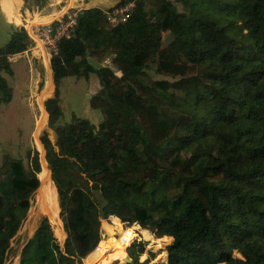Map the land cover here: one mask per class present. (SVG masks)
I'll return each mask as SVG.
<instances>
[{
	"label": "trees",
	"instance_id": "16d2710c",
	"mask_svg": "<svg viewBox=\"0 0 264 264\" xmlns=\"http://www.w3.org/2000/svg\"><path fill=\"white\" fill-rule=\"evenodd\" d=\"M21 1L1 0L10 23L21 24ZM52 1L50 15L68 4ZM75 1L81 19L50 62L46 112L56 140L43 138L67 237L61 248L43 219L19 264H83L90 253L88 263L104 264L99 247L109 240L110 259H122L134 240L126 264H148L138 260L144 243L133 225L172 239L166 261L155 264H264V0ZM132 1L126 23L108 31L97 6ZM23 26L0 48V68L9 71L30 45ZM96 49L113 54L119 71L94 70L100 87L89 106L103 119L58 126L59 83L87 78ZM6 88L0 77L9 102ZM34 153L29 170L14 159L0 168V264L17 231L12 214L26 216L40 185ZM73 171L88 193L68 177ZM109 217L118 238L101 240Z\"/></svg>",
	"mask_w": 264,
	"mask_h": 264
},
{
	"label": "rangeland",
	"instance_id": "374dc122",
	"mask_svg": "<svg viewBox=\"0 0 264 264\" xmlns=\"http://www.w3.org/2000/svg\"><path fill=\"white\" fill-rule=\"evenodd\" d=\"M21 2L22 4L17 10L20 14V18H22L24 8L30 11L31 9H34L39 18H42L43 13H47L46 11L51 8L52 4H54L52 0H22ZM3 8L5 7H3L0 0V48L10 40L11 35L18 31L22 25H24L23 28L30 38V31L28 30L30 29L29 26L32 24L33 19L30 21L28 20L29 18L22 19L20 20V25L8 23L4 18ZM80 8L74 7L71 11L78 12ZM178 10L181 12L183 11V8L178 6ZM106 12L107 10L104 11L105 15ZM35 19L37 21L43 20V18L40 20L37 18ZM107 23L109 31L112 26L110 22L107 21ZM30 39L31 43L30 46L27 47L25 51L26 53L23 52L15 57L14 64L22 62L21 66L15 64V68L18 67L12 69L11 63L13 59H11L8 66L10 68L9 71L0 68V77L5 80L7 87L6 94L10 97L9 102L5 100L4 95L0 98V168H2L8 160L14 159L19 160L24 168L29 170L31 167V159L35 154L34 152L37 151L41 165V172L38 175L40 185L30 199V208L26 216L20 218L18 215L12 214V221L17 231L14 237L10 240L9 247L11 250L8 252L4 264H19L20 255L24 245L30 238H32L38 226L43 222V219L47 220L50 224L53 235L61 248L67 237L59 216L60 209L58 196L52 182L51 170L45 158L46 152L43 145L45 134L48 136L51 143L54 144L56 140L54 130L48 127V114L46 112L48 99L54 94V83L50 67L51 61L47 59V63L45 62L42 49L40 47L35 48L36 46L33 39ZM34 48L36 49L35 52ZM97 50L99 49H96V55L90 57L91 63L88 69V77L90 74L93 76V79L95 78L96 80L93 84L99 83L94 73V70L99 67H109L116 72L117 75L119 74L118 68L114 64V59H116V57L113 54L99 52ZM148 74L151 79L162 78L161 76L153 74V71H149ZM91 85L90 81L89 84L87 83V78L85 76H68L60 81L58 88L60 92L59 104L61 106L62 114L58 120V126H63L71 122L74 117L87 119L93 124H99L102 121L103 116L101 112L92 109L89 106V99L93 95V91L90 89L92 88ZM178 94L180 95L181 93ZM42 95L44 98L41 104L40 96ZM73 173H71L73 175L69 173L68 177L72 178V180L76 182V185L84 188L88 193V190H86L88 183L85 178L78 173L76 174L74 171ZM47 182L51 184L50 190H54L55 193V208L58 216L57 220L51 218L52 212L48 208L43 207V204L41 203V196L43 195L41 192ZM92 195L103 204L102 199H100L97 194ZM55 222H59L61 227L59 228ZM112 226L113 222L111 217L101 221V240H106L112 237L118 238L117 231L110 229ZM121 226L125 228L123 224ZM133 228L136 229L139 234L138 238L135 240H141L144 243V251L139 256V262L148 261V264L165 262L167 256L165 248L172 239L169 237L164 239L162 237L156 238V236L149 231V234L146 236L142 234V230H140L137 225H133ZM127 248L125 250V256H128ZM103 249L107 250L101 257V259L105 260L104 264H126L124 261V255L122 256V259L113 260L108 257L110 252H113L115 249L112 247L111 240L103 243L101 247H99V252ZM233 255L238 256L235 252ZM88 256L82 260L83 264H90L87 261ZM93 257L94 256L89 259H92ZM99 262L100 261L98 260L93 264H99Z\"/></svg>",
	"mask_w": 264,
	"mask_h": 264
},
{
	"label": "built area",
	"instance_id": "2783aa9c",
	"mask_svg": "<svg viewBox=\"0 0 264 264\" xmlns=\"http://www.w3.org/2000/svg\"><path fill=\"white\" fill-rule=\"evenodd\" d=\"M135 7L134 2H128L122 6H117L106 12V20L111 23L112 27L118 24H124L130 17ZM79 11H71L55 16L45 24H31L30 38L33 39L35 46L42 49V53L51 61L52 58L58 56L59 42L68 38L77 25ZM32 31V32H31ZM31 40V39H30ZM30 46V45H29Z\"/></svg>",
	"mask_w": 264,
	"mask_h": 264
},
{
	"label": "crops",
	"instance_id": "0c3cea01",
	"mask_svg": "<svg viewBox=\"0 0 264 264\" xmlns=\"http://www.w3.org/2000/svg\"><path fill=\"white\" fill-rule=\"evenodd\" d=\"M74 7H81V6H78L77 4H76V1L75 0H69L68 1V4L63 8V9H61L57 14H54V15H50V13L48 12V11H46L47 13H43V24H45V23H47V22H49L52 18H54L55 17V15L56 16H58V15H60V14H62V13H64L65 11H67V10H69V9H73ZM99 9H101V10H103V11H106V10H108L109 8L108 7H105V6H103V5H99V6H97ZM82 10V8H80V10H78V11H81ZM60 13V14H59ZM17 17L18 18H16L15 17V20H16V23H21V21L20 20H24L25 18H29L28 20L30 21L31 19H35V18H39V16L37 15V12L34 10V9H31V11L30 10H28V9H26V11H24V13H23V15H22V18H20V14H18L17 15ZM4 18H5V15H4ZM42 18H39L38 20H40V19H42ZM5 20L7 21V19L5 18ZM27 20V21H28ZM36 20V19H35ZM41 21V20H40ZM8 23H10L9 21H7ZM35 48H37V47H35ZM34 48V52L36 51V49ZM26 53V52H25ZM43 57H44V53H43ZM45 57L49 60V58L45 55ZM11 59H13L12 60V63H11V66H12V69H16L15 68V64H18L19 66H21V63L22 62H20V63H15L14 64V62H15V57H13V58H11ZM44 59V58H43ZM91 58L89 57V59H88V62H89V64L91 63V60H90ZM49 64V63H48ZM10 69V68H9ZM16 73V72H15ZM16 75V74H15ZM89 81L91 82V87L92 88H90L91 89V91H93V94H95L98 90H99V87H100V85H99V83H95V84H93L94 83V81H96L95 80V78L93 79V76L92 75H90L89 74V77H87V83L89 84Z\"/></svg>",
	"mask_w": 264,
	"mask_h": 264
},
{
	"label": "bare ground",
	"instance_id": "6f19581e",
	"mask_svg": "<svg viewBox=\"0 0 264 264\" xmlns=\"http://www.w3.org/2000/svg\"><path fill=\"white\" fill-rule=\"evenodd\" d=\"M60 14V13H59ZM56 16V15H55ZM35 23H37V24H42L43 23V20L42 21H37V20H33L32 21V24H35ZM30 28V27H29ZM44 60H45V62L47 63V58L45 57V55H44ZM48 88V87H47ZM51 90V89H50ZM43 98H44V96L42 95V96H40V102H41V104H42V101H43ZM42 116V115H41ZM40 118H42V117H40ZM40 120H42V119H40ZM40 125V124H39ZM47 167V166H46ZM41 187H42V185H41ZM50 187H51V184L49 183V182H47V184L44 186V188L42 189V192L41 193H43V195L41 196L42 197V204H43V207H46V208H48L52 213H51V218L52 219H54V220H57V214H56V208H55V196H54V190L53 191H51L50 190ZM41 190V189H40ZM39 195V194H38ZM40 199V198H39ZM44 200V201H43ZM46 211H47V209H46ZM48 212V211H47ZM48 215V214H47ZM57 225H58V227L60 228L61 227V225L59 224V222H55ZM139 229L140 230H142V234H144V235H148L149 233H148V231L147 230H145V229H141L140 227H139ZM59 232V231H58ZM62 233V232H61ZM112 243H115V241H112Z\"/></svg>",
	"mask_w": 264,
	"mask_h": 264
},
{
	"label": "water",
	"instance_id": "95a60500",
	"mask_svg": "<svg viewBox=\"0 0 264 264\" xmlns=\"http://www.w3.org/2000/svg\"><path fill=\"white\" fill-rule=\"evenodd\" d=\"M81 16H82V14H80L78 16L77 21H79L81 19ZM133 122H134V119H131V123H133ZM124 261H125V263L131 262V260L129 259V257L127 255L124 257Z\"/></svg>",
	"mask_w": 264,
	"mask_h": 264
}]
</instances>
